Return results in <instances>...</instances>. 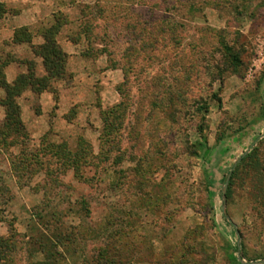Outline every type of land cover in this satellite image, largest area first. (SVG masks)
I'll use <instances>...</instances> for the list:
<instances>
[{
  "label": "rangeland",
  "instance_id": "obj_1",
  "mask_svg": "<svg viewBox=\"0 0 264 264\" xmlns=\"http://www.w3.org/2000/svg\"><path fill=\"white\" fill-rule=\"evenodd\" d=\"M0 1L61 15L121 77L119 102L95 101L65 137L27 131L0 147V238L15 245L0 264L43 261L41 236L65 243L58 264H95L116 229L129 264L264 261L260 187L245 170L225 192L243 158L264 160V0ZM64 144L71 155L56 156Z\"/></svg>",
  "mask_w": 264,
  "mask_h": 264
},
{
  "label": "crops",
  "instance_id": "obj_2",
  "mask_svg": "<svg viewBox=\"0 0 264 264\" xmlns=\"http://www.w3.org/2000/svg\"><path fill=\"white\" fill-rule=\"evenodd\" d=\"M53 24L54 19L43 16L42 9L38 8H24L17 14L0 19V58L8 55L16 58V62L5 70L9 84L27 73V67L21 63L24 60L35 61L38 76L46 75L43 60L35 55L33 48L45 43L43 32ZM66 27L68 25L64 28ZM21 28H28L33 33L31 44L14 43L15 32ZM64 28L58 37V43L68 56L67 70L71 78L56 82V93L45 91L37 96L29 91L19 100L22 121L33 140L50 135L53 131L56 138L65 137L60 130L78 127L84 119V113H87L84 120L88 121L90 112L97 110L95 101L105 106L117 104L120 100L116 87L121 81L119 70L102 69L101 61L90 58L82 41H72L71 37H67ZM5 96V91L0 88V101ZM74 110L77 111L76 117L69 119ZM5 117V110L0 105V120Z\"/></svg>",
  "mask_w": 264,
  "mask_h": 264
},
{
  "label": "trees",
  "instance_id": "obj_3",
  "mask_svg": "<svg viewBox=\"0 0 264 264\" xmlns=\"http://www.w3.org/2000/svg\"><path fill=\"white\" fill-rule=\"evenodd\" d=\"M17 14L9 10L6 3L0 1V19L7 15ZM69 25L68 20H64L61 15L55 16L54 24L45 29L43 32L45 43L41 46L34 47V53L37 57L42 58L43 67L45 69L46 75L44 77L38 76L37 73V63L33 60L21 61L27 67V73L20 75L13 84H9L6 80L5 70L6 68L16 62V58L13 55H8L5 58H0V88H2L6 96L0 101V105L4 108L6 117L4 120H0V147H7L8 138L13 137H27V129L22 121L21 117V105L19 100L22 96L31 91L33 94L39 96L45 91L57 92L55 87L56 82L67 81L71 78L67 70L68 56L62 50L58 43V37L65 26ZM33 33L28 28L17 29L15 32L14 43L15 44H31L33 41ZM80 39H76L75 42H79ZM75 111V110H74ZM72 111V112H74ZM108 128H106V131ZM68 144H64L55 155L56 156H66L71 155L67 149ZM80 152L74 155L73 168L79 166L82 162L83 149L80 148ZM261 150L255 149L253 153L243 158L240 164L236 167L232 174V178L229 182L227 199H232L234 196V188L236 182L240 180L241 171L249 170L252 174L250 177L252 183V189L260 187L259 193L257 194L256 201L264 204V199L262 202V193L264 191V160L261 159ZM73 156H70V158ZM79 167H77L78 169ZM86 204L85 201H82ZM55 216V215H54ZM115 222H108L107 229H105V235L108 231H111V227H114ZM116 226V225H115ZM109 228V229H108ZM111 228V229H110ZM114 236L111 235L104 239V248L99 253V260L95 261V264H129L131 263V258L135 257L132 253L131 247L123 246L122 243L119 244L118 238L120 235L125 233V230L116 229L114 230ZM113 236V237H112ZM70 242V241H69ZM39 248L38 251H33L31 256L36 254H42L44 257L43 261L38 262V264H58L60 260V254L56 249L61 248L60 245L64 246L62 239L57 238L55 240H49L45 236L36 240ZM127 251L123 253V250ZM15 251V245L8 244L5 239L0 238V260L8 257L9 254ZM131 251V253H130ZM237 252L239 249L236 250ZM126 254V255H125ZM127 259V257L129 255ZM126 257V259H125ZM8 259V258H7ZM8 262V260H5ZM238 263V259H236ZM6 262V264H7ZM36 264V263H32Z\"/></svg>",
  "mask_w": 264,
  "mask_h": 264
},
{
  "label": "water",
  "instance_id": "obj_4",
  "mask_svg": "<svg viewBox=\"0 0 264 264\" xmlns=\"http://www.w3.org/2000/svg\"><path fill=\"white\" fill-rule=\"evenodd\" d=\"M246 155H247V154H246ZM246 155H245V156H246ZM245 156H244V157H245ZM232 174H233V172H231L230 175L228 176L227 183H226V187H225V192H226L227 189H228L229 182H230V180H231ZM263 263H264V261L261 262V263H259V264H263Z\"/></svg>",
  "mask_w": 264,
  "mask_h": 264
}]
</instances>
